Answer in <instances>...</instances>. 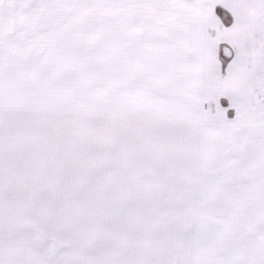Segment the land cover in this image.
<instances>
[{
  "label": "snow or ice",
  "instance_id": "6c2138e0",
  "mask_svg": "<svg viewBox=\"0 0 264 264\" xmlns=\"http://www.w3.org/2000/svg\"><path fill=\"white\" fill-rule=\"evenodd\" d=\"M0 264H264V0H0Z\"/></svg>",
  "mask_w": 264,
  "mask_h": 264
},
{
  "label": "rangeland",
  "instance_id": "374dc122",
  "mask_svg": "<svg viewBox=\"0 0 264 264\" xmlns=\"http://www.w3.org/2000/svg\"><path fill=\"white\" fill-rule=\"evenodd\" d=\"M221 104L223 105V106H227V102L226 101H224V102H221ZM234 115V113H229V118H231L232 116Z\"/></svg>",
  "mask_w": 264,
  "mask_h": 264
},
{
  "label": "crops",
  "instance_id": "0c3cea01",
  "mask_svg": "<svg viewBox=\"0 0 264 264\" xmlns=\"http://www.w3.org/2000/svg\"><path fill=\"white\" fill-rule=\"evenodd\" d=\"M224 101H226V100H222L221 102H224ZM227 102V101H226Z\"/></svg>",
  "mask_w": 264,
  "mask_h": 264
}]
</instances>
